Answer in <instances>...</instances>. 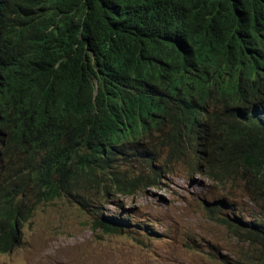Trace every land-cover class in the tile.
<instances>
[{
  "label": "trees",
  "instance_id": "trees-1",
  "mask_svg": "<svg viewBox=\"0 0 264 264\" xmlns=\"http://www.w3.org/2000/svg\"><path fill=\"white\" fill-rule=\"evenodd\" d=\"M156 146L165 164L243 184L253 215L206 210L257 247L237 264H264V0H0V253L33 205L84 181L156 185L163 168L130 181L116 169Z\"/></svg>",
  "mask_w": 264,
  "mask_h": 264
},
{
  "label": "rangeland",
  "instance_id": "rangeland-1",
  "mask_svg": "<svg viewBox=\"0 0 264 264\" xmlns=\"http://www.w3.org/2000/svg\"><path fill=\"white\" fill-rule=\"evenodd\" d=\"M145 154L116 169L130 181L163 168L156 185L123 195L97 178L82 182L72 196L33 205L21 244L0 253V264H237L244 255L257 258L256 246L212 222L206 210L224 200L222 215H253L256 209L241 182L213 183L195 173L188 159L165 164L167 151L160 146ZM99 217L127 219L129 225L106 234L96 225Z\"/></svg>",
  "mask_w": 264,
  "mask_h": 264
},
{
  "label": "clouds",
  "instance_id": "clouds-1",
  "mask_svg": "<svg viewBox=\"0 0 264 264\" xmlns=\"http://www.w3.org/2000/svg\"><path fill=\"white\" fill-rule=\"evenodd\" d=\"M180 162H182V161H179L178 163H180ZM162 171H163V173L166 172L165 169H163ZM163 173H162V174H163ZM200 175L205 176L206 178H208V177H207L206 175H204V174H200ZM210 181H211V180H210ZM212 182H213V181H212ZM213 183H215V182H213ZM205 205H207V203H205Z\"/></svg>",
  "mask_w": 264,
  "mask_h": 264
},
{
  "label": "bare ground",
  "instance_id": "bare-ground-1",
  "mask_svg": "<svg viewBox=\"0 0 264 264\" xmlns=\"http://www.w3.org/2000/svg\"><path fill=\"white\" fill-rule=\"evenodd\" d=\"M133 148V147H132Z\"/></svg>",
  "mask_w": 264,
  "mask_h": 264
}]
</instances>
